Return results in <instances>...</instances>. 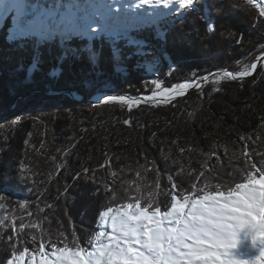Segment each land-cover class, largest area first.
<instances>
[{
  "label": "trees",
  "instance_id": "obj_1",
  "mask_svg": "<svg viewBox=\"0 0 264 264\" xmlns=\"http://www.w3.org/2000/svg\"><path fill=\"white\" fill-rule=\"evenodd\" d=\"M196 7V12H187L182 20L179 12L186 11L183 9L156 26L134 30L131 35L144 44L126 46V40L118 42L115 47L121 50L119 60H113L110 42L93 41L94 49L100 53L95 67L83 53L79 61L58 64V41L45 45L41 48V70L28 82L31 47L27 53L12 54L9 59L6 32H0V221L5 224L0 228V264L11 258L7 236L12 234L13 216L17 217V226L21 216L24 222L37 215L48 216L53 230H58L59 217L66 231L75 227L83 245L95 235L98 213L109 203L107 197L111 194H106L100 184L74 180L82 166L94 169L98 181L112 186L117 193V199L111 202L115 206L123 198L128 182L136 180L135 170L143 171L145 164L151 167L155 163L164 188L167 176L174 175L180 164L187 172L189 168L199 171L207 162L215 165L216 172L211 174L219 181L238 182L241 174L237 169L243 165L245 144L240 140L242 135L255 141L247 143L253 162L261 159L258 153L264 151V68L260 66L243 81L226 80L218 85L211 74L222 69L238 72L264 55L260 47L264 44V17L248 0H202ZM205 17L214 22V34L207 33ZM228 30L237 36H227ZM220 32L225 35L222 37ZM241 33L244 39L238 44ZM70 43L81 47L87 40L73 39ZM21 58L24 70L17 72ZM149 65L155 73L149 71ZM57 67L59 75L50 76ZM203 75H209L210 80L202 90H191L168 104L141 103L129 112L119 104L89 103L101 90L105 94H152L153 80L170 88ZM182 147L193 150L181 152ZM65 151L69 152L66 157ZM202 151L215 152L219 161L215 155L210 159L202 156ZM109 158L110 167H101ZM21 163L24 174L29 176L26 181L19 175ZM61 164L64 167L58 169ZM111 171L117 172L115 178ZM155 175V169L148 172V180ZM189 179L182 175L176 182L184 180L181 186L187 188ZM65 184L71 186L67 203L64 198L55 199L57 189L62 192ZM96 188L100 191L93 195ZM166 199L160 197L162 202ZM37 202L41 207L45 202L54 203L55 213L51 209L38 213ZM22 203L24 208L20 207ZM27 210L33 212L32 217L27 216ZM43 226L49 227L47 222ZM32 231L24 230L22 238L28 243L17 250L35 247L29 239Z\"/></svg>",
  "mask_w": 264,
  "mask_h": 264
},
{
  "label": "snow or ice",
  "instance_id": "obj_2",
  "mask_svg": "<svg viewBox=\"0 0 264 264\" xmlns=\"http://www.w3.org/2000/svg\"><path fill=\"white\" fill-rule=\"evenodd\" d=\"M202 0H0V30L5 31V42L9 47V59L12 54L27 53L32 50L30 66L27 68L26 82L33 74L40 71L43 62L41 48L58 41L60 53L58 64L65 61H79L83 54L95 67L100 53L94 49L93 41L104 40L112 46L113 60L120 59V48L115 45L127 41L126 46H143L144 41L135 39L131 33L142 31L147 26H156L159 18L165 13L156 11L142 12L145 6L155 9L162 6L171 9L172 15L179 12L182 20L187 12H196L197 4ZM119 4V6H117ZM253 4V0H248ZM178 6L174 8L173 6ZM259 16L264 17V4L259 7ZM207 33H215V24L209 17ZM222 37L224 32L219 33ZM227 36L236 37V32L228 30ZM73 39L87 40L81 47L73 46ZM241 33L236 42H243ZM264 52V44L261 46ZM264 68V55L250 64L244 65L238 72L220 70L214 75L215 83L221 81H243L252 76L257 67ZM24 70L23 58L17 63L15 71ZM60 68H54L49 75L58 76ZM98 73L97 75H99ZM210 80L209 75L198 79L178 83L170 88H162L161 82L153 80L155 88L150 96L132 97L129 95L105 94L101 90L96 102L104 105L119 104L129 112L142 102L157 104L161 100L171 103L176 97L184 96L189 89L202 90V84ZM91 84V82H89ZM104 89L107 88L105 84ZM220 89L217 88L216 91ZM55 94V93H51ZM39 119V118H36ZM19 121L17 120L16 123ZM44 124V121H40ZM131 127L129 120L124 121ZM139 127V125H138ZM46 128V125H45ZM86 131V130H85ZM156 133H152L155 139ZM244 141L242 152L243 165L237 170L241 174L238 182L231 184L219 181L211 173L216 172L215 165L205 162L199 171L189 168L186 172L180 164L174 175H168V185L164 188L160 183V172L155 163L149 167L143 166L135 170L136 180L128 182L121 201L112 206L117 199V193L112 186L104 181H98L96 171L82 166V170L73 177L74 180H84L92 184H100L109 203L98 213L97 223L101 230L88 240L86 245L81 243L75 227L71 231L64 229L63 221L56 217L58 230L51 228L52 220L48 216L24 222L20 217L13 216L10 227L12 234L7 236L11 245V258L6 264H264V151L259 152L261 159L253 162L252 153L248 151V141L251 136H240ZM27 142V141H26ZM75 145H72L74 147ZM191 148H180L181 152L192 151ZM63 155H69L65 151ZM202 156L210 159L213 155L217 161L220 157L215 152H201ZM234 155H238L234 153ZM167 159V156H165ZM19 175L26 181L29 176L23 172L24 164H20ZM64 167L63 164L58 166ZM101 167H110V158ZM155 169V178L151 181L147 173ZM206 172L208 174H206ZM58 174V172H57ZM110 175L115 178L116 171ZM186 175L188 187L178 184L176 178ZM233 175V173H230ZM175 177V178H174ZM213 180H217L213 183ZM133 185H135L133 189ZM68 184L63 191L57 189L56 200L64 198L67 203ZM100 188L93 190L97 195ZM43 195V193H41ZM160 197H166L161 201ZM2 199V197H0ZM26 203V202H25ZM25 203L20 205L25 207ZM163 203V210H162ZM38 213L45 209L56 211L54 203L45 202L41 207L37 202ZM67 215V209H64ZM27 216L33 212L27 210ZM71 223V217H68ZM47 222L48 228L43 225ZM5 224L0 221V228ZM25 229H31L29 239L35 247L30 250L21 244L28 241L22 238ZM90 245V247H89Z\"/></svg>",
  "mask_w": 264,
  "mask_h": 264
},
{
  "label": "rangeland",
  "instance_id": "obj_3",
  "mask_svg": "<svg viewBox=\"0 0 264 264\" xmlns=\"http://www.w3.org/2000/svg\"><path fill=\"white\" fill-rule=\"evenodd\" d=\"M253 4L254 5H256V7H260V5L261 4H264V0H253ZM174 8H176V7H178V6H173ZM162 8V6H159L158 7V9H156L157 11L159 10V9H161ZM182 10V9H181ZM181 10H179V11H181ZM140 11H142V12H148V11H152V10H149V8H143V9H141ZM160 13H165V15H163V16H161L160 18H159V21H161L163 18H166V17H169V16H172V10L171 9H164V10H162V11H160ZM2 30H0V32H1ZM148 67V69H149V71L151 72V73H155L153 70H154V67L152 66V65H149V66H147ZM218 72V71H217ZM214 73H216V72H214ZM208 81H206V82H204L203 84H202V87L207 83ZM161 86H162V83H161ZM162 88H163V86H162ZM195 88H192V89H189L188 91H187V93L184 95V96H186L191 90H194ZM154 91H155V89H154ZM111 94H115V95H124V94H121V93H109L108 95H111ZM126 95H129V96H132V97H143V96H150L151 94H140V95H133V94H126ZM184 96H179L178 98H175L173 101H176L177 99H179V98H182V97H184ZM97 97V96H96ZM96 97H94L93 99L96 101ZM92 99V100H93ZM172 101V102H173ZM142 103H145V102H142ZM99 104H101V103H99ZM157 104H168V103H165V102H163L162 100L159 102V103H157ZM98 230H101L100 229V227L98 226V228H97V231Z\"/></svg>",
  "mask_w": 264,
  "mask_h": 264
},
{
  "label": "bare ground",
  "instance_id": "obj_4",
  "mask_svg": "<svg viewBox=\"0 0 264 264\" xmlns=\"http://www.w3.org/2000/svg\"><path fill=\"white\" fill-rule=\"evenodd\" d=\"M127 2L131 3L132 0H127ZM117 6H119V4H117ZM159 6H156L155 9H149V10H152V11H156V12H160L162 10H164V8L162 7L161 9H159L158 11L156 9H158ZM144 8H148L147 6H145ZM120 63V62H119ZM126 67V66H125ZM187 93V92H186ZM179 97V96H178ZM176 97V98H178Z\"/></svg>",
  "mask_w": 264,
  "mask_h": 264
},
{
  "label": "water",
  "instance_id": "obj_5",
  "mask_svg": "<svg viewBox=\"0 0 264 264\" xmlns=\"http://www.w3.org/2000/svg\"><path fill=\"white\" fill-rule=\"evenodd\" d=\"M260 66L258 65V67H257V69L259 68ZM211 76H214V75H211ZM89 103H93V104H99V103H97L94 99L93 100H90V102Z\"/></svg>",
  "mask_w": 264,
  "mask_h": 264
}]
</instances>
